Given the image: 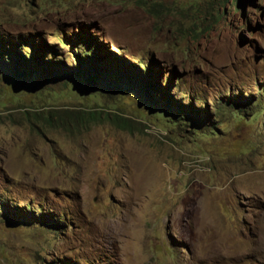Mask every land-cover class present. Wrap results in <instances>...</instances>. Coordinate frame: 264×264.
I'll return each mask as SVG.
<instances>
[{
  "label": "rangeland",
  "instance_id": "obj_1",
  "mask_svg": "<svg viewBox=\"0 0 264 264\" xmlns=\"http://www.w3.org/2000/svg\"><path fill=\"white\" fill-rule=\"evenodd\" d=\"M231 6L0 0V35L47 44L93 35L103 55L142 61L162 86L170 81L171 97L207 111L199 126H182L127 93L60 79L39 93L0 80V200L29 218L0 213V264H264V0ZM47 108L125 123L69 133L27 117Z\"/></svg>",
  "mask_w": 264,
  "mask_h": 264
},
{
  "label": "trees",
  "instance_id": "obj_2",
  "mask_svg": "<svg viewBox=\"0 0 264 264\" xmlns=\"http://www.w3.org/2000/svg\"><path fill=\"white\" fill-rule=\"evenodd\" d=\"M226 1V0H225ZM228 1V0H227ZM232 9H236V0H229ZM153 5L144 7L148 14H152ZM223 12L216 10L214 18L220 19ZM33 35L17 36L15 38L0 35V80L15 90L27 89L42 92L43 88L56 79H60L61 86L70 85L79 90L109 89L127 93L151 112L163 113L168 116L170 123L193 127L203 122L207 114L206 109H195L192 102H181L170 96L167 80L162 86L158 79V72L148 73L145 64L140 61L135 66H126L123 61H117L102 54L93 35L82 32H73L50 44L40 40L32 41ZM143 70H142V69ZM257 85V83H256ZM11 88V89H13ZM264 88L257 87V92ZM52 95L54 90L45 91ZM248 97L246 100H249ZM138 102V101H137ZM251 106H256L250 105ZM261 107H264L261 104ZM47 111H33L28 113L33 118L41 120L47 128L58 129L72 133V131H85L93 122L100 119L110 120L115 124H124L125 119L118 114L110 112H96L90 109H55ZM110 113V114H109ZM171 117V118H170ZM210 124L213 121H209ZM213 129V126H210ZM123 128V127H122ZM30 208V206H27ZM0 213L4 221H27L28 215L9 213L7 206L0 200ZM37 220L48 221L57 226L58 221L48 218L46 213L34 209Z\"/></svg>",
  "mask_w": 264,
  "mask_h": 264
}]
</instances>
